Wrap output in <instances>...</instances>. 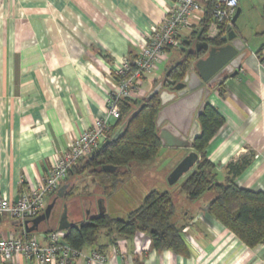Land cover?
<instances>
[{"label": "crops", "instance_id": "1", "mask_svg": "<svg viewBox=\"0 0 264 264\" xmlns=\"http://www.w3.org/2000/svg\"><path fill=\"white\" fill-rule=\"evenodd\" d=\"M263 5L264 0H238L239 15L233 31L245 45V55L237 76L220 83L206 101L222 117L224 125L204 151L215 167L218 182L224 181L228 164L248 159L249 164L233 183L262 193ZM168 10L166 0H0V197L15 202L23 192L40 184L73 141L95 122L105 120L108 95L116 83L112 69L140 55L149 34ZM198 27L196 20L191 21L180 32L181 43L189 41ZM173 50H179L180 57L184 55V48ZM165 61L142 78L139 100L180 60L166 65L163 76H156ZM162 150L174 151L172 160L163 168L166 178L189 150L161 146ZM81 174L66 177L46 197L45 210L51 206L49 219L37 224L32 219L20 226L6 216L0 217V237L34 238L46 246V234L57 230L63 213V221L71 226L101 214L114 218L116 215L113 210L111 213L108 203L116 192L124 191L125 184L111 197L104 198L91 182L89 187L77 189L83 180ZM188 174L177 182L179 195L183 194L179 191L180 184ZM151 191L157 189L149 187L135 200L132 193L124 192L131 202L125 214L137 209ZM59 192L62 200H67L64 211L58 209ZM74 193L82 196V203L68 199ZM169 195L173 202V195ZM184 200L189 208L179 214L174 211L172 221L182 227L186 256L153 250L143 234L114 237V242L102 235L97 244L102 247L100 254L97 246L84 247L72 264H88L86 258L93 253L104 257L103 264H264V244L247 248L207 215L211 193L194 202L187 201L184 195ZM0 264L34 263L17 256Z\"/></svg>", "mask_w": 264, "mask_h": 264}, {"label": "trees", "instance_id": "2", "mask_svg": "<svg viewBox=\"0 0 264 264\" xmlns=\"http://www.w3.org/2000/svg\"><path fill=\"white\" fill-rule=\"evenodd\" d=\"M204 6V18L199 30L191 34L189 41L180 45L184 48L183 58L178 61L180 64L174 63L166 72L172 80L181 79L188 63L193 61L195 55L189 53V50L194 42L201 41L220 47L224 44V35L233 29V25L229 29L222 25L220 36L216 40H206L202 28L212 21L214 0H206ZM262 18L264 21V5ZM133 60L127 61L131 64ZM159 110L160 102L157 96L147 102L143 99L123 100L119 105L120 117L107 133L108 144L102 148L100 146L90 157L78 161L67 172L66 177L82 173L81 176L88 177L101 196L111 197L129 177L132 163H147L159 154L161 145L155 127ZM125 122L121 134L110 141L114 132ZM198 122L200 134L193 141L192 150L198 154L199 160L180 184L179 191L189 202L197 201L204 194L211 193L212 200L206 208L209 217L230 231L247 248L264 244V193L251 192L233 183L235 177L247 167L249 160L240 158L228 164L225 167L224 181L218 182L215 167L208 161L204 151L209 141L223 127L224 120L215 109L205 105ZM174 211L172 198L168 193L151 191L125 220L112 218L108 214L90 217L77 226L69 227L63 241L77 251L84 247L97 246V252L100 254L102 247L97 244L102 235L114 242V237L130 238L135 234H143L149 239L153 250L171 251L186 256L182 227L172 221Z\"/></svg>", "mask_w": 264, "mask_h": 264}, {"label": "built area", "instance_id": "3", "mask_svg": "<svg viewBox=\"0 0 264 264\" xmlns=\"http://www.w3.org/2000/svg\"><path fill=\"white\" fill-rule=\"evenodd\" d=\"M169 10L163 20L152 30L147 44L140 55L130 64L123 61L112 69L116 83L108 95L105 120L97 121L93 127L84 131L63 152L54 167L47 172L43 181L23 192L15 202L0 197V217L6 216L16 224L23 226L26 221L40 216L45 211V199L55 192L67 172L78 161L90 157L106 141L107 133L120 117L119 105L123 100H139V87L142 78L155 70L164 60L166 50L179 49L180 32L196 20L200 26L205 13L206 0H166ZM238 0H214L211 10L212 21L202 28L204 37L214 41L220 36V27L226 25L235 14ZM198 14H200L198 17ZM199 30V27L195 32ZM226 36V34L224 35ZM64 234L58 230L46 234L47 245H40L34 238L0 237V263H8L14 257L21 256L34 264H72L81 255L64 243ZM87 259L88 264H103L104 257L93 253Z\"/></svg>", "mask_w": 264, "mask_h": 264}, {"label": "water", "instance_id": "4", "mask_svg": "<svg viewBox=\"0 0 264 264\" xmlns=\"http://www.w3.org/2000/svg\"><path fill=\"white\" fill-rule=\"evenodd\" d=\"M239 15L236 8L230 24L234 25ZM224 44L214 47L206 42L197 41L189 53L194 54L193 61L189 62L181 79L172 80L169 73L156 85V87L143 99L147 102L157 96L160 110L155 119V127L160 145L165 148L189 150L187 155L172 169L166 178L169 186L176 184L183 176L188 174L196 165L199 156L192 150L193 141L200 134L199 116L207 105V99L217 85L227 78L236 77L240 63L245 55V45L237 37L233 29L222 38ZM180 62L177 63V65ZM126 122L113 134L110 141L121 134ZM104 142L101 148L108 144ZM51 206L44 214L33 220L34 224L50 217ZM63 213L58 221V231H66L71 224L65 223Z\"/></svg>", "mask_w": 264, "mask_h": 264}, {"label": "rangeland", "instance_id": "5", "mask_svg": "<svg viewBox=\"0 0 264 264\" xmlns=\"http://www.w3.org/2000/svg\"><path fill=\"white\" fill-rule=\"evenodd\" d=\"M183 56L181 55L179 50H173L167 56L165 55L164 59L166 60L163 65H161V68L159 67V73H156V76H163V68L166 65H170V63H173L174 61L181 60ZM165 76V75H164ZM147 85H150L147 83ZM146 86V84H145ZM174 151L167 150V151H160L157 157L147 163H132L130 166L131 172L129 174V177L123 182L125 184V187L122 188L123 192H119L115 194V197L112 201L108 203L109 209L113 210V214L116 216L117 219L125 220L127 217V214H125L124 210H126V207L128 205H131V202L129 199L126 198L124 192H130L133 194L134 198L133 200L137 199L138 196L142 191L145 189H148L149 187H155L157 189V192L167 191L169 194L173 195V205L174 210L176 214H179L180 212H183L186 208H189V203H187L184 200V194L179 195L176 191L178 188L177 183L169 186L166 182L165 174H163V169L165 165L167 166L170 161L172 160L174 156ZM164 178V180H163ZM90 179L88 177L83 178L82 182L78 183V190L79 189H85L89 187ZM85 186V187H83ZM57 197L60 198L58 209L60 211H64L65 203L67 200H62L63 195L61 192L57 193ZM68 199H77L79 201V204L83 202L82 196L76 195L74 193L73 197H70ZM47 202V206H48ZM141 205V204H140ZM136 209V208H135ZM111 217V216H110Z\"/></svg>", "mask_w": 264, "mask_h": 264}]
</instances>
